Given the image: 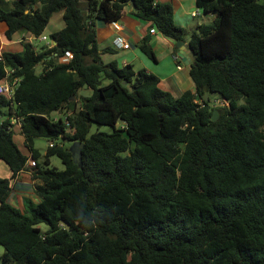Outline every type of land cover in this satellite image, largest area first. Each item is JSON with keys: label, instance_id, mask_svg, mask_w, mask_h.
<instances>
[{"label": "trees", "instance_id": "obj_1", "mask_svg": "<svg viewBox=\"0 0 264 264\" xmlns=\"http://www.w3.org/2000/svg\"><path fill=\"white\" fill-rule=\"evenodd\" d=\"M1 1L8 38L41 36L58 12L64 26L52 47L25 42L0 60V81L18 79L11 98L0 95V159L12 177L35 159L40 197L20 210L8 201L11 178L0 176V264H264V0H195L217 16L190 33L196 91L179 96L145 68L105 62L115 49L96 33V19L117 21L131 7L185 41L172 1ZM140 49L156 59L146 39ZM13 117L30 155L14 140ZM92 123L112 131L90 135ZM37 137L53 142L42 160ZM61 139L83 143L81 165ZM54 155L64 169L51 166Z\"/></svg>", "mask_w": 264, "mask_h": 264}, {"label": "crops", "instance_id": "obj_2", "mask_svg": "<svg viewBox=\"0 0 264 264\" xmlns=\"http://www.w3.org/2000/svg\"><path fill=\"white\" fill-rule=\"evenodd\" d=\"M160 1H172L175 11V21L180 26H190V17L199 16V12L197 16L192 15V11L196 10L194 8L196 5L195 0ZM11 2L12 0H2L1 5L5 9H10L12 7ZM58 14L59 16L56 17ZM63 26V12H58L54 14L41 36L36 37L30 32L17 31L11 38H8L6 36L8 25L6 22L0 21V55L7 51L22 52L25 42H31L36 49H39L36 45L37 40L46 41L44 46L50 48L54 45L51 34L61 30ZM151 27H154L151 25V22L136 16L131 7H126L122 16L117 21L96 19L97 41L100 47L115 49L114 52L104 53L102 55L103 60L105 62L116 60L119 65L133 64L137 70L145 68L148 72L156 74L161 80V86L172 92L175 96L181 95L186 90L196 91L195 82L190 75V65L192 62L187 64L179 56L176 40L166 37L160 31L152 34L150 32ZM149 34H151L150 38H148ZM144 39L152 45L156 59L150 58L140 49V44ZM189 40L190 37H187L183 42L190 49ZM4 82L5 78L0 81V84ZM12 122L13 137L17 138L25 146L26 138L22 132L20 121L13 117ZM23 153L26 155L31 154L27 147ZM35 170L36 168L30 167L27 162L25 168L15 177H12V170L9 165L0 159V176L11 178V192L8 201L22 211L26 210L25 200L27 198L33 200L35 203L40 202V197L35 192V183L38 182L37 179H34Z\"/></svg>", "mask_w": 264, "mask_h": 264}, {"label": "rangeland", "instance_id": "obj_3", "mask_svg": "<svg viewBox=\"0 0 264 264\" xmlns=\"http://www.w3.org/2000/svg\"><path fill=\"white\" fill-rule=\"evenodd\" d=\"M194 8L196 10H198L199 12V16L198 17H190V26L186 27L188 29V33H187V37L189 38L190 37V33L192 30H194V28L198 25V24H201V23H209L211 21H213L216 16H217V13L215 12H205L203 9L197 7L196 5L194 6ZM60 14V13H59ZM59 14L56 16L58 17ZM46 41H39L37 40L36 41V45H37V48H42L44 46ZM42 70V65H39L38 66V71H41ZM80 92L82 94H88L90 93V89L85 87L83 89L80 90ZM209 97H210V101H211V104L212 105H215L217 107H225L227 106L228 104L222 100V98L220 97L219 94L217 93H210L209 94ZM2 112H7V109L5 107H1L0 106V125H1V122L7 117L5 116V114L1 113ZM60 115H63L62 113H54L53 114V117L55 118H58ZM69 132H71L70 130H68ZM97 131H105V132H111L112 131V127L109 126V125H99L97 123H92V126H91V130H90V135L97 132ZM15 139V138H14ZM17 145L19 146L20 149H22V151H26V147L24 146V144H21L20 141L16 138L15 139ZM62 142L65 143L66 146H72L71 142L70 141H67V140H63L61 139ZM49 144H50V141L45 138V137H37L35 138V147L39 149V151L41 152V160L44 158V155H45V152L47 151L48 147H49ZM51 166L53 167H56L58 169H64V164L61 160V158L57 155H54V156H51ZM41 227L43 229H47V225L46 224H42ZM4 252V247L3 246H0V255Z\"/></svg>", "mask_w": 264, "mask_h": 264}, {"label": "water", "instance_id": "obj_4", "mask_svg": "<svg viewBox=\"0 0 264 264\" xmlns=\"http://www.w3.org/2000/svg\"><path fill=\"white\" fill-rule=\"evenodd\" d=\"M151 37V34L148 35V38ZM54 43L56 44V40H54ZM176 47L179 50V56L182 58L183 61H185L187 64L191 63L195 59V54L194 52L189 49L186 44L183 41H176ZM205 100H209L208 93L204 94ZM18 103L15 102V106H17ZM220 116V112L218 109H214L213 114H212V120H217L218 117ZM83 147V143L81 142H75L72 144L70 147V150L73 154V158L76 162H78L81 165V150ZM63 222V221H62Z\"/></svg>", "mask_w": 264, "mask_h": 264}, {"label": "built area", "instance_id": "obj_5", "mask_svg": "<svg viewBox=\"0 0 264 264\" xmlns=\"http://www.w3.org/2000/svg\"><path fill=\"white\" fill-rule=\"evenodd\" d=\"M192 15L197 16L198 15V11L194 10L192 11ZM150 32L152 34L157 33L158 29L156 27H151ZM126 45V44H125ZM72 54H69V58H72ZM2 55H0V60L2 59ZM9 74V73H8ZM18 84V79H14L12 82L9 80V77L6 76L5 77V82L3 84H0V95H5L8 98H11L14 94L15 88ZM50 146H53V142H50L49 144ZM28 163L30 167H36V161L35 159H33L32 157H30L28 159Z\"/></svg>", "mask_w": 264, "mask_h": 264}]
</instances>
